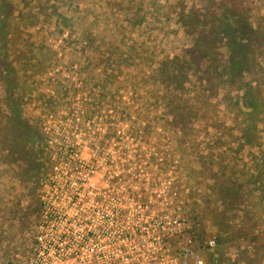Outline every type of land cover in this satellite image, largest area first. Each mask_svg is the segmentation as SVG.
<instances>
[{"label": "rangeland", "instance_id": "374dc122", "mask_svg": "<svg viewBox=\"0 0 264 264\" xmlns=\"http://www.w3.org/2000/svg\"><path fill=\"white\" fill-rule=\"evenodd\" d=\"M2 3L0 261L31 253L39 179L75 148L171 172L217 241L206 264H264V0ZM234 6L251 30L231 73L217 14Z\"/></svg>", "mask_w": 264, "mask_h": 264}, {"label": "built area", "instance_id": "2783aa9c", "mask_svg": "<svg viewBox=\"0 0 264 264\" xmlns=\"http://www.w3.org/2000/svg\"><path fill=\"white\" fill-rule=\"evenodd\" d=\"M40 178L31 253L0 264H206L217 247L169 172L130 171L124 153L58 155Z\"/></svg>", "mask_w": 264, "mask_h": 264}, {"label": "trees", "instance_id": "16d2710c", "mask_svg": "<svg viewBox=\"0 0 264 264\" xmlns=\"http://www.w3.org/2000/svg\"><path fill=\"white\" fill-rule=\"evenodd\" d=\"M242 10L234 7H226L225 11L217 14L219 18V26L222 27L221 34L225 37L226 47L229 50V61L231 65V73L241 70L248 59V54L245 43V33L251 30V27L246 25ZM236 20V22L234 21ZM234 21V23H233ZM9 24V15L5 13L4 3L0 4V30L6 28ZM250 97V98H249ZM252 92H247L242 98L244 106L255 111L257 107L253 104Z\"/></svg>", "mask_w": 264, "mask_h": 264}, {"label": "flooded vegetation", "instance_id": "af4514ba", "mask_svg": "<svg viewBox=\"0 0 264 264\" xmlns=\"http://www.w3.org/2000/svg\"><path fill=\"white\" fill-rule=\"evenodd\" d=\"M123 141H126V138L125 139H123ZM40 180V179H39Z\"/></svg>", "mask_w": 264, "mask_h": 264}]
</instances>
